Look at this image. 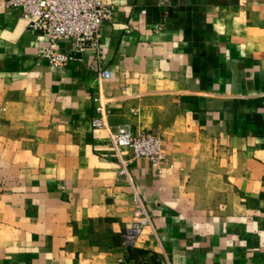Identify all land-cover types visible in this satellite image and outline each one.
I'll return each instance as SVG.
<instances>
[{"label":"crops","instance_id":"1","mask_svg":"<svg viewBox=\"0 0 264 264\" xmlns=\"http://www.w3.org/2000/svg\"><path fill=\"white\" fill-rule=\"evenodd\" d=\"M4 2L0 264H264V0H104L100 61L60 70ZM126 125L157 167L110 144Z\"/></svg>","mask_w":264,"mask_h":264},{"label":"built area","instance_id":"2","mask_svg":"<svg viewBox=\"0 0 264 264\" xmlns=\"http://www.w3.org/2000/svg\"><path fill=\"white\" fill-rule=\"evenodd\" d=\"M157 4L167 7L169 0H157ZM4 6L21 9L29 28L44 41L39 57L46 59L52 69L65 68L71 54L89 50L100 61L103 28L112 21L114 14L113 6L104 0H5ZM62 41L70 43V54L57 50ZM97 75L100 79H108L111 71L101 69ZM95 102L97 115L91 120V126L97 130L105 129L107 111L98 99ZM109 140L115 149H128L132 152V159L148 160L153 167H157L163 159L159 137L154 133H133L126 125L110 132ZM127 163H122L121 173Z\"/></svg>","mask_w":264,"mask_h":264}]
</instances>
